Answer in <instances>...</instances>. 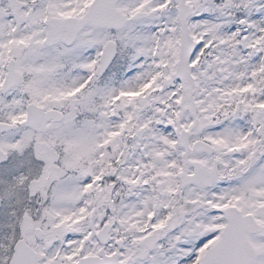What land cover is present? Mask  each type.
Listing matches in <instances>:
<instances>
[{
    "label": "snow or ice",
    "instance_id": "snow-or-ice-1",
    "mask_svg": "<svg viewBox=\"0 0 264 264\" xmlns=\"http://www.w3.org/2000/svg\"><path fill=\"white\" fill-rule=\"evenodd\" d=\"M0 264H264V0H0Z\"/></svg>",
    "mask_w": 264,
    "mask_h": 264
}]
</instances>
